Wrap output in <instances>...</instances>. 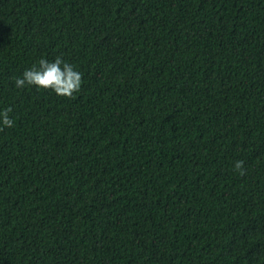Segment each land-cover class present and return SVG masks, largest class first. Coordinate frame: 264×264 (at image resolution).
<instances>
[{
	"label": "trees",
	"instance_id": "1",
	"mask_svg": "<svg viewBox=\"0 0 264 264\" xmlns=\"http://www.w3.org/2000/svg\"><path fill=\"white\" fill-rule=\"evenodd\" d=\"M9 107L0 264H264V0H0Z\"/></svg>",
	"mask_w": 264,
	"mask_h": 264
},
{
	"label": "clouds",
	"instance_id": "2",
	"mask_svg": "<svg viewBox=\"0 0 264 264\" xmlns=\"http://www.w3.org/2000/svg\"><path fill=\"white\" fill-rule=\"evenodd\" d=\"M81 83L82 74L71 63L57 56L52 60L41 57L14 79L13 86L17 89L34 86L37 90L49 89L57 96L70 97L79 91ZM11 111L10 107L0 108V130L14 127ZM233 168L244 175L243 161H235Z\"/></svg>",
	"mask_w": 264,
	"mask_h": 264
}]
</instances>
